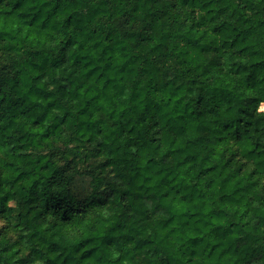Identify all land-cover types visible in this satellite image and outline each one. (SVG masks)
<instances>
[{"label":"trees","instance_id":"16d2710c","mask_svg":"<svg viewBox=\"0 0 264 264\" xmlns=\"http://www.w3.org/2000/svg\"><path fill=\"white\" fill-rule=\"evenodd\" d=\"M262 105L264 0H0V264H264Z\"/></svg>","mask_w":264,"mask_h":264},{"label":"rangeland","instance_id":"374dc122","mask_svg":"<svg viewBox=\"0 0 264 264\" xmlns=\"http://www.w3.org/2000/svg\"><path fill=\"white\" fill-rule=\"evenodd\" d=\"M260 111H261L262 113L264 112V105H262V106L260 107ZM85 185H87V184L84 183V186H85Z\"/></svg>","mask_w":264,"mask_h":264}]
</instances>
